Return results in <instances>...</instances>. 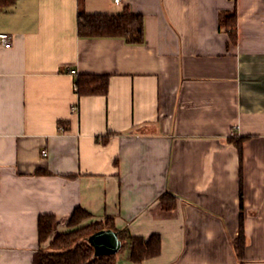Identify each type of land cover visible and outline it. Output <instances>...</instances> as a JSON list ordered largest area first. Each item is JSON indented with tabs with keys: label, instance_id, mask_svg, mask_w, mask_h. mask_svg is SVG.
Segmentation results:
<instances>
[{
	"label": "crops",
	"instance_id": "0c3cea01",
	"mask_svg": "<svg viewBox=\"0 0 264 264\" xmlns=\"http://www.w3.org/2000/svg\"><path fill=\"white\" fill-rule=\"evenodd\" d=\"M126 8L144 44L79 36L80 11ZM0 32V264H33L39 216L64 230L77 208L160 234L141 264H264V0H16ZM82 74L109 75L108 95L80 97Z\"/></svg>",
	"mask_w": 264,
	"mask_h": 264
},
{
	"label": "trees",
	"instance_id": "16d2710c",
	"mask_svg": "<svg viewBox=\"0 0 264 264\" xmlns=\"http://www.w3.org/2000/svg\"><path fill=\"white\" fill-rule=\"evenodd\" d=\"M16 0H0V12L12 7ZM227 29L230 42L237 44V11L227 13L221 21ZM78 34L88 39H122L129 45L145 43V19L141 14L124 9L118 14H89L80 11L78 15ZM77 92L83 96H107L109 93L110 76L82 74L78 77ZM239 153L240 163L243 160L244 139L229 138ZM242 177V176H241ZM176 197L170 193L160 198L162 207L172 210ZM243 194L241 193V209L243 211ZM59 219L52 214L40 215L38 219L39 249L34 255L33 264H117V256L124 250L129 251V260L141 264L145 260L158 257L162 251V239L158 233L149 237L131 236L128 230L116 226L115 219L106 216L96 219L93 215L77 208L66 220V230L58 228ZM110 231L120 242V249L115 254H100L91 239L94 235ZM244 214H240V230L235 241L239 258H243L246 247Z\"/></svg>",
	"mask_w": 264,
	"mask_h": 264
},
{
	"label": "water",
	"instance_id": "95a60500",
	"mask_svg": "<svg viewBox=\"0 0 264 264\" xmlns=\"http://www.w3.org/2000/svg\"><path fill=\"white\" fill-rule=\"evenodd\" d=\"M92 243L100 254H115L120 249V242L110 231L100 232L92 237Z\"/></svg>",
	"mask_w": 264,
	"mask_h": 264
},
{
	"label": "built area",
	"instance_id": "2783aa9c",
	"mask_svg": "<svg viewBox=\"0 0 264 264\" xmlns=\"http://www.w3.org/2000/svg\"><path fill=\"white\" fill-rule=\"evenodd\" d=\"M112 2L117 5L120 6L123 3V0H112ZM0 45H2L5 48H11L13 46V37L10 34L7 33H2L0 32ZM71 74H76L75 70H71L70 71ZM76 90H77V85H75ZM78 107L77 106H73L72 110L73 111H77Z\"/></svg>",
	"mask_w": 264,
	"mask_h": 264
},
{
	"label": "rangeland",
	"instance_id": "374dc122",
	"mask_svg": "<svg viewBox=\"0 0 264 264\" xmlns=\"http://www.w3.org/2000/svg\"><path fill=\"white\" fill-rule=\"evenodd\" d=\"M64 230H66V227H64ZM91 241H92V239H91Z\"/></svg>",
	"mask_w": 264,
	"mask_h": 264
}]
</instances>
